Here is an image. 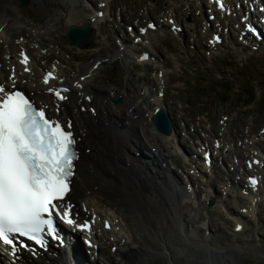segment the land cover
I'll return each instance as SVG.
<instances>
[{
  "label": "bare ground",
  "instance_id": "obj_1",
  "mask_svg": "<svg viewBox=\"0 0 264 264\" xmlns=\"http://www.w3.org/2000/svg\"><path fill=\"white\" fill-rule=\"evenodd\" d=\"M59 1V8H56L53 13L48 14L47 21L36 26L31 20L20 15L16 0H0V40H6V43L8 41V50L4 52L5 58L0 65L3 67L2 72H5V69L8 67L9 77L11 74L15 75L16 85H21L32 92L40 103L47 106L54 113V116L62 119L64 122L68 120L73 125L72 130L78 140L77 148L79 155L76 162V173L71 185L72 190L66 197L69 199V203L74 206L73 213L81 218H84L86 214L89 215V212L92 215H96V223L88 234L92 236L91 241H97V249L100 243L103 242L104 236L100 234V227L96 226V224H103L105 220L112 226L110 233L113 234L115 229H118L116 235H119L120 239L116 243L117 245H136L137 248L129 246L130 254L123 257L126 262L131 264H147L146 257L136 240L137 236L135 232L137 229H142L153 242L154 247L150 246L152 250L150 256L154 253L155 247H161L165 253L159 251L158 255H167L166 261L173 264V261L177 260V256L174 254L170 256L168 247L174 246L180 251L179 257L182 258L184 254L182 251L184 250L187 252L188 262H192L195 255L193 257L190 255L195 253L189 248L202 249L205 247V245L202 246L199 240L194 239L196 237L194 233V221L199 218L201 212L198 211L195 216L196 218L191 220L189 215L184 212L183 205L189 204V202L199 205L200 201L196 195L195 188H193L191 193L187 194L185 187L181 180H179L180 178L177 175H172L168 167L167 162L170 159H175L171 154V150L181 152L183 157L189 161L186 158L187 154L183 149L184 146L177 139L176 132H173L170 136H163L158 134L149 125L154 107L160 106L163 109H167L164 100L161 97H157L158 93L155 92L154 88L145 89V94L147 95L146 101L138 107L136 102L126 92L121 95L120 103L112 104L119 94L114 93L109 87L105 88L97 85L94 81L95 75L99 74L102 70V64L97 65L95 63L101 60L100 55L91 64L87 66L83 65L79 68L75 75L69 76L60 64H55L58 79L51 81L48 86L43 84V77L47 72L45 68L49 65L45 62V58L50 59L52 56L50 50L43 51V36L51 37L52 29L59 22L64 26H68L76 23L79 24L81 19L80 10L75 9L79 4L78 0ZM199 1L200 3L198 4H202V8L208 4L204 3L203 0ZM230 2L238 3V0H225V5L229 6ZM27 3L28 0H26ZM103 3L104 14L100 17L95 16L94 20L90 19L87 23L97 30L96 33L100 32V25L105 19V14H108L110 11L109 0H103ZM173 3H175V0ZM245 4H248V2ZM240 6H243V3ZM189 8L193 10L191 6ZM11 18H15V20L5 25ZM168 22H177V17H167V20L162 25V29L156 30L158 34L163 35V27L167 26ZM228 28H231L230 24H228ZM232 30L235 31L236 29L232 28ZM151 33L149 31L146 35L151 36ZM25 34H28L30 39L24 37L20 39L18 44L24 47L25 40L29 45L39 49L40 51L37 52L38 55L40 54L39 58L42 57L41 59H44L41 60L44 63L39 64L37 56L30 55L28 67L31 71L28 74L25 73L24 65L20 63L21 60L18 62L19 57L14 55L15 51L12 50V47L15 50V47L18 46L16 41L19 39L17 38L23 37ZM93 37L96 39L95 35ZM87 39L90 44V50L97 52L94 46L96 43H91L90 37ZM12 43L14 45L11 46ZM115 46L118 52L111 57V60H114V63L122 65L124 68L131 61L141 65L153 62L150 58L144 61V63L140 61L138 59L140 52L137 51V45H129L125 39L122 40L118 37L115 40ZM98 51L100 53V50ZM160 71L161 76L156 77L158 86L163 88L168 82V70L161 67ZM22 73L24 75L19 78V75ZM82 77L83 79H81ZM9 83L12 84L10 79ZM66 85L70 88V92L67 94V103H58V108L52 94L48 93L46 88L64 87ZM86 96L90 97L91 103L87 105L85 102V105L87 107H94V114H91L87 109L84 112H79L78 108L74 107V104L79 101L83 105ZM147 98H153V103H149ZM134 99H138V97L134 96ZM53 113L51 114L53 115ZM225 131L228 132L227 129ZM262 140H264V136H260L259 138L254 137L252 140L243 142L241 146H237V142L235 144L231 143V145L224 140L220 142L222 145V150L219 152L220 155H225L224 158L227 162H231L230 167L241 169H239L237 177L244 176L246 180L251 173L261 176L260 182L255 187L250 186L247 182L245 188L240 192L239 197L247 200L245 211H241L242 207H239V200L232 194V186H229L226 189L227 191H225V200L228 205L225 201L219 200L213 207L215 211L221 214L224 212V214L228 215L227 219L232 220L235 224H243L241 232L237 233L232 230L236 236L242 235L249 230L246 228V224L241 221V217L249 216L256 219L260 202L264 204V153L261 152V147L257 148L256 146V142L261 143ZM238 149L240 151L239 155H237ZM136 153H141V156L136 157ZM252 155L259 160V163L252 164V168L249 171L245 165L243 166L242 162L244 164L252 163L254 158ZM194 163L199 165L200 161H195ZM176 168H178L177 163ZM158 169L161 170L160 174L157 172ZM163 170L165 171V177H163ZM202 173L206 177L211 175V172ZM202 173L198 172L197 176L204 178ZM209 190L210 192L205 195L207 199L208 197L211 199L210 194L215 195V191L217 192V190L212 191L211 187H209ZM86 202H88V208L83 212L84 203L86 204ZM233 209L240 210L243 213L240 219L238 217L230 218V210ZM129 211L137 215V218L135 217L133 220L131 216H127ZM249 235L252 237L251 234ZM208 239L211 248L200 258L204 262L203 264L210 263L208 261L214 264H225L228 261L231 264H241L239 257L235 255L224 259L222 254L228 247L225 242L216 238L211 239L208 237ZM159 241L164 243L160 244ZM246 245L241 251H245L248 248L256 254L260 252L253 244ZM75 246L70 244L63 247L60 253H58L57 259L49 258L47 255L45 259L49 261V264H89L78 253L74 259L72 252ZM143 247L145 246L143 245ZM234 248L237 249L239 247L234 246ZM261 253L264 254V251ZM106 259L109 264H115L112 260L110 261L111 258L107 257ZM17 264H36V262L29 261L24 257Z\"/></svg>",
  "mask_w": 264,
  "mask_h": 264
},
{
  "label": "rangeland",
  "instance_id": "obj_2",
  "mask_svg": "<svg viewBox=\"0 0 264 264\" xmlns=\"http://www.w3.org/2000/svg\"><path fill=\"white\" fill-rule=\"evenodd\" d=\"M78 1L79 4L75 9L78 11L80 10L81 19L79 22L82 23L86 15L92 13V6L94 7L97 4V0ZM177 1L179 5L173 8L171 6L172 0H156L155 2H151L150 0H110V16H106L104 23L100 25V34H96V39H93V42L96 43L94 46L98 53L90 49L79 51L76 48L70 47L63 35L64 25L58 23L56 27L52 29L53 32L51 37L43 36V46L45 47L43 48L46 51L50 50L52 55L50 59L45 58V62L49 64L54 58L62 60L61 64L63 65V69L70 76L75 75L77 70L83 65L87 66L91 64L97 57L99 58L100 55L101 60L107 59L108 61L107 65L94 77L95 83L99 86L116 90L120 95H118L120 99L121 95L126 92L132 100L140 104L141 99L144 98V96L142 98L144 88L147 86L156 87L157 80L155 78V73L158 71V68L155 67L154 63L140 66L134 65L135 69H131L128 65L123 69V67L114 64V62L110 60L111 57L117 53L114 37L115 35H119L118 37L125 38L126 25H134L136 23L144 24L148 20L157 21L165 15L167 10L172 11L176 14L180 24L183 26L185 40L184 37L183 39H176L165 29L164 36H159L155 33L147 39L152 42L153 47L146 46V50L149 54L151 53L154 62L162 63L164 68L168 70V87L165 91L164 103L171 117L175 120L177 129L179 126L181 127L180 130H177V133H179V131L182 133V137L179 136V140L185 143L187 150L191 148L190 144H196L197 140L190 134L189 127H194L195 130H197V134H199L200 131L201 134L205 133L211 135V132L212 138L222 137V140L225 142L243 143L244 140H248L253 136H264V102L262 100V95L264 93V45H262L261 51L252 53L241 47L234 49V45L231 44L229 46L230 49L224 50L225 52H215V54H211L210 57H207L203 51L205 47H202L206 44V39L208 37L207 33H209V31L203 28L209 14L208 10L202 12L200 8H196L197 5L199 7L198 1ZM29 4L32 7L27 6L22 8L17 1L20 15L30 19L38 26V24L47 21L48 14L53 13L56 8H59L58 4H60V1L31 0ZM189 6H191L193 10H190ZM118 15H120L123 20L121 24L119 22L120 20L117 19ZM14 20L15 18H11L5 25H8ZM209 23L213 28L214 25L216 26L219 24L216 23L215 20ZM228 23L231 26V28H228V31L232 32V28H235V22L230 20ZM225 25L228 27V24ZM27 35L28 34H25L23 37L17 38L19 40L16 39V43L24 37L29 39ZM168 35H170V43L166 41L169 38ZM233 36L234 42H236L237 37L236 35ZM128 37L129 33L126 40L131 42L132 37ZM7 43L6 40H0V62L5 58V50H8ZM12 45L14 44L12 43L11 46ZM26 45L29 48V52L33 56H37L38 63L43 64L44 61L42 62L41 60L44 59H41L42 57L39 58L40 54L38 55L37 53L40 50H35L29 43ZM191 45L195 48L191 49ZM12 50L15 51L14 54H16L19 50L18 46L17 48L15 47V50L12 47ZM98 50H100V53ZM126 81L129 82V85ZM135 95L140 99H134ZM222 115L225 116L224 118H227L225 123L227 124L228 132L222 130L224 126L219 122ZM183 124H185L186 127L184 133L181 131L183 130ZM150 126L152 127L151 123ZM187 137L188 143L185 142ZM256 146L257 148L261 147L264 151V140H262L261 143H257ZM172 153L175 154L174 151H172ZM178 158L179 161H177V163L183 167V165H185L183 160L180 156H178ZM175 160H177L176 157ZM170 163L169 161V166L171 165ZM183 170L185 171V175H182V172L176 171V169L174 173L180 178L179 180L185 184L188 169L186 167ZM157 172L160 173V169ZM236 182L239 185L241 180ZM195 183H198L197 180H195ZM214 183L215 181L213 184ZM188 206L190 205H183L186 212L191 214L193 217L192 219H195L198 208ZM209 211L207 217L212 226H221L223 228L222 232H217L219 240L227 241L229 243L228 246H233L232 243L236 241L237 243L236 245L234 244L235 246H238L240 241L242 242L240 245H243V243H249L251 245L253 243L260 250L257 254L252 251H241L243 246H239L235 251L233 250L235 254L239 256V260L242 264H264V254L261 253L264 251V208L261 209L258 215V219H261L263 222L261 223V221H259V227L257 226V228L263 232L262 244H259L257 240L253 242L248 236L247 238L238 237L234 241V239H231V236H228L233 224L228 222V224L225 225V221L222 219L223 216L218 211H215L213 208ZM202 215V217L199 216V220L207 219L204 213H202ZM127 216H131L133 220L135 217L137 218V215L131 211L127 213ZM195 223L196 221H194L195 227L197 225L199 226V224ZM228 227L230 229H228ZM255 227L256 226H248V228H246L249 229V232L252 230L255 231L257 229ZM135 233L137 236V243L146 257L147 264H167L166 260L168 256L158 255V252L162 251L161 247H155L154 253L150 256V252L152 253L150 246L154 247L153 242L142 229H137ZM197 236L200 238V235ZM159 242L160 244L164 243L161 241ZM143 245L145 247H143ZM129 246L136 247L134 244H130ZM129 246L121 247L118 254L114 257H112V255L111 259L117 264H131L123 259L124 256L130 254ZM168 249L172 254L176 255L177 258L179 257V249L174 246H170ZM189 249L195 253L190 256L193 257L195 255L193 260H197V258L200 257L199 251H194L191 248ZM162 252L165 253L164 250ZM182 252H184L182 255L183 258L181 259L182 261L177 259V262L173 261L175 262L174 264H184L188 259L186 255L187 252L184 250ZM106 255L109 254L105 252V255L101 257L103 261H101L100 264H104V261L107 262ZM228 256L227 252L225 258ZM39 264L47 263L43 262Z\"/></svg>",
  "mask_w": 264,
  "mask_h": 264
},
{
  "label": "snow or ice",
  "instance_id": "obj_3",
  "mask_svg": "<svg viewBox=\"0 0 264 264\" xmlns=\"http://www.w3.org/2000/svg\"><path fill=\"white\" fill-rule=\"evenodd\" d=\"M21 56L24 71H31L30 58L24 53ZM9 79L12 88L0 84V244L15 255L28 247L24 240L46 248V237L58 238L57 219L89 233L92 224L78 223L72 205L66 202L78 159L72 123L51 118L46 106L37 105L15 88L14 74ZM56 79L54 71H49L43 84L48 86ZM46 91L63 101L68 89L47 87ZM250 183L255 187L257 180ZM105 227L111 225L105 222Z\"/></svg>",
  "mask_w": 264,
  "mask_h": 264
},
{
  "label": "water",
  "instance_id": "obj_4",
  "mask_svg": "<svg viewBox=\"0 0 264 264\" xmlns=\"http://www.w3.org/2000/svg\"><path fill=\"white\" fill-rule=\"evenodd\" d=\"M22 5H26V0H20ZM91 28L88 26L84 27H67L65 34L71 45L77 46L80 49L87 48L90 44L88 37H90ZM153 121L155 127L162 133H169V123L164 110H160L154 117Z\"/></svg>",
  "mask_w": 264,
  "mask_h": 264
}]
</instances>
